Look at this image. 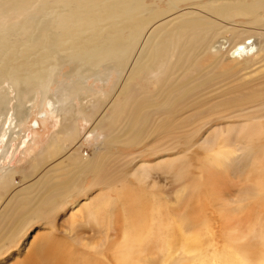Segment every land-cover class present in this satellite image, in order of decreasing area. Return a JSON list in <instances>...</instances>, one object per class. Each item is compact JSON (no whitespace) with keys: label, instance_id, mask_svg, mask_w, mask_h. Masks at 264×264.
Instances as JSON below:
<instances>
[{"label":"bare ground","instance_id":"bare-ground-1","mask_svg":"<svg viewBox=\"0 0 264 264\" xmlns=\"http://www.w3.org/2000/svg\"><path fill=\"white\" fill-rule=\"evenodd\" d=\"M0 264H264V0H0Z\"/></svg>","mask_w":264,"mask_h":264},{"label":"rangeland","instance_id":"rangeland-1","mask_svg":"<svg viewBox=\"0 0 264 264\" xmlns=\"http://www.w3.org/2000/svg\"><path fill=\"white\" fill-rule=\"evenodd\" d=\"M150 2H151V0H148V4H150ZM159 6L162 7V8L164 6L166 7V3H164V2L160 3L159 2ZM255 54L256 53L253 52L251 56L254 57ZM92 82H93V80H89L88 81L89 87H90V83H92ZM94 90H96L97 93H100V92L108 93L107 90H110V89L108 87H107L106 90L105 89H101L100 83H97L96 84V88H94ZM44 113H47L46 107H45L44 110L35 109L33 111V113H32L31 120L28 122V125H27V128H29L28 130H31L32 129V125L34 126L33 122H38L39 123V127L40 128H38L37 130H34V131H36L37 134L38 133L40 134V136L42 137V142L44 140H46L48 137H50L55 132V129H56L57 125H58L57 120L53 119L51 116H49V115H51L49 112H48L49 114H47L46 117H41V115L44 114ZM79 123H80L81 136L83 138L84 144H86V147L84 149L85 153L91 154L92 149L94 147H96L100 143L101 139L97 140L95 138H91L90 137V134H89L90 133L89 132L90 131L89 130L90 126H89L88 123L84 122L82 119L79 120ZM28 132H30V131H28ZM141 149L142 148L135 147V148H133L132 152H138ZM121 151L124 152L123 149H121ZM18 179H19V177H18ZM77 198H78L77 200L74 199L71 202V204L68 206L69 209L70 208H74L73 212L80 210L81 209V205L85 204L89 200V196L88 195H83V196H80V197H77ZM63 214H67V213L64 212ZM66 216H68V214ZM35 226L37 227V225H35ZM30 232H32V235L33 234H37L36 228L32 229V231H30ZM25 238L26 237L21 238L22 245L25 244ZM30 240H31V237H30V235H28L27 236V242H29Z\"/></svg>","mask_w":264,"mask_h":264}]
</instances>
